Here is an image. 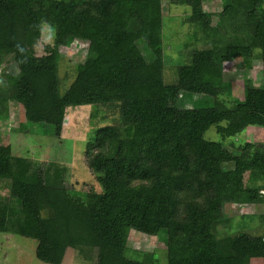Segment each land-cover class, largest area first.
<instances>
[{"label": "trees", "instance_id": "obj_1", "mask_svg": "<svg viewBox=\"0 0 264 264\" xmlns=\"http://www.w3.org/2000/svg\"><path fill=\"white\" fill-rule=\"evenodd\" d=\"M204 1H170L200 17L194 37L203 47L181 65L182 81L166 83L162 0H0V65L9 57L18 69L0 79V120L17 102L27 129L41 124L60 137L68 108L118 104L120 112L119 125L99 126L86 141L100 191L70 187L66 165L33 162L0 142V232L37 240L48 264H62L69 248L95 264H155L154 252L128 246L131 231L164 236L168 264L264 257V233H232L225 212L229 203L264 204V141L225 146L204 135L212 126L224 138L264 129V0H221L218 13ZM45 26L53 44L39 55ZM76 40L88 43L87 55L64 90L60 48ZM238 58L247 70L254 59L263 66L259 85L245 75L241 99L223 71ZM184 93L213 105L180 106Z\"/></svg>", "mask_w": 264, "mask_h": 264}, {"label": "rangeland", "instance_id": "obj_2", "mask_svg": "<svg viewBox=\"0 0 264 264\" xmlns=\"http://www.w3.org/2000/svg\"><path fill=\"white\" fill-rule=\"evenodd\" d=\"M171 0H162L164 15V51L165 66L164 77L166 83H175L183 80L184 65L190 61V52L195 48L203 47L197 44L194 37L196 22L200 17L192 14L185 6L172 5ZM203 7L211 13L222 10L221 0H207ZM217 22L214 16L213 23ZM53 44V34L48 26H45L42 37L36 47L39 55L44 54L45 46ZM224 47V38L221 40ZM88 43L76 40L71 46H62L60 52L62 58L59 63V73L64 90L69 87L75 76L76 65L83 62L87 55ZM0 65V79H5L8 73L18 71L15 62L7 57ZM262 62L254 59L250 70L244 65L241 58L226 61L223 65L224 79L231 82L232 93L236 98L244 97L245 75L253 79L256 85L262 80ZM68 85V86H67ZM183 107H209L213 105L212 98L202 95L184 93L179 101ZM24 107L17 102L10 103V116L0 120V142L10 145L16 156L30 158L33 162H56L66 165V183L78 190L100 191L96 176L89 169L85 157L86 141L93 135L95 129L104 125H119L118 104L97 105L68 108L67 122L63 123L60 137L47 134V129L41 124L26 128ZM207 140L221 142L226 146L228 141L235 143L263 142L264 129L257 126H249L236 137L224 138L215 126L205 132ZM233 144V143H231ZM230 142L227 144L232 146ZM231 167V164H228ZM244 182H249V173H245ZM264 192V191H262ZM0 194H7L6 189L0 190ZM225 212L234 219L231 222L232 233L247 231L252 234L264 233V204H227ZM244 215V216H242ZM246 215V216H245ZM228 225V224H227ZM228 227V226H227ZM164 236H150L139 231H131L128 238V246L145 252H154L158 258L155 264H168ZM37 240L17 234L0 232V264H48L39 260L36 256ZM129 256L138 257L137 254L128 252ZM254 259V260H253ZM95 256L91 260H85L80 253L72 248L66 252L62 264H95ZM256 260V263H255ZM252 264H264V257H255L250 260Z\"/></svg>", "mask_w": 264, "mask_h": 264}, {"label": "water", "instance_id": "obj_3", "mask_svg": "<svg viewBox=\"0 0 264 264\" xmlns=\"http://www.w3.org/2000/svg\"><path fill=\"white\" fill-rule=\"evenodd\" d=\"M64 122H67V118H65Z\"/></svg>", "mask_w": 264, "mask_h": 264}, {"label": "crops", "instance_id": "obj_4", "mask_svg": "<svg viewBox=\"0 0 264 264\" xmlns=\"http://www.w3.org/2000/svg\"><path fill=\"white\" fill-rule=\"evenodd\" d=\"M81 107H84V106H81Z\"/></svg>", "mask_w": 264, "mask_h": 264}]
</instances>
